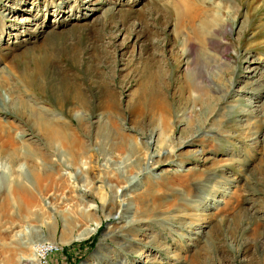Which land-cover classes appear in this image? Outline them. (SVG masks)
<instances>
[{
  "label": "rangeland",
  "instance_id": "374dc122",
  "mask_svg": "<svg viewBox=\"0 0 264 264\" xmlns=\"http://www.w3.org/2000/svg\"><path fill=\"white\" fill-rule=\"evenodd\" d=\"M135 1L0 0V109L6 105L21 113L0 112V123L7 124V134L2 130L0 133L12 137L21 152L30 147L37 149L36 163L21 161L14 169L22 180L30 182L41 201L40 208L24 218L14 216V206L4 209L0 245L8 240L6 244L17 250L0 256V264H243V260L247 262L244 264H264V224L247 223L244 214L251 206L247 202L248 165L257 169V179L264 183V127L259 132L260 121L264 126V92L240 93L234 99L227 96L222 100L264 74V65L257 67L254 62L264 60V0L202 1L200 6L205 10L228 21L215 38L209 36L202 45L193 40L189 29L180 32L178 38L175 21L164 13L146 17L148 32L142 36L143 30H137L129 40L114 26L93 38L77 32L75 36L81 39L62 42L52 54L51 72L60 68L74 86L87 90L84 98L90 92L97 93L102 102L95 103L91 110L67 98L61 101L58 93L22 84V74L34 70V56L42 52L36 50L25 56L23 49H15L18 42L35 41L38 28L46 29L60 19L85 23L100 17L101 27L107 11L125 5L133 8ZM162 1L157 0L156 5ZM47 7L50 10L45 13ZM188 32L193 38V43L188 39L191 46L185 42L190 38ZM130 33L128 30L127 35ZM150 34L157 40L159 63L150 62L169 70L164 76L174 75V81L171 87L166 85L159 91V99L133 105L142 96L138 81L128 72L141 68L138 41ZM4 47L12 52L4 53ZM86 47L93 50V58ZM207 63L209 70L205 69ZM209 72L213 76H208ZM189 77L193 87L207 93L188 89ZM112 95L115 104L107 101ZM231 105H238L240 113H235ZM49 122L67 129L77 141L76 148L88 151V159L73 164L63 147L49 148L42 135ZM193 133L198 137H191ZM108 134L115 143L124 138L125 147L112 154L104 151ZM189 138L194 142L184 144ZM169 151L178 156L175 163H166L172 159ZM136 152L147 157L145 161L150 165L160 159L165 164L146 171L145 161L137 162ZM12 168L8 160L0 161V205ZM31 173L43 177V183L48 182L51 188L40 193ZM194 175L210 176L205 188L189 186L188 180ZM130 187L125 200L124 190ZM254 193L256 197L264 196L262 192ZM192 196L195 201H191ZM126 203L128 213L124 212ZM207 205L215 210L205 209ZM256 207L264 218L263 203ZM107 208L117 211L110 213ZM211 213L207 222L217 231L221 229L226 249L237 253L236 247L254 246L258 241L263 249L253 259L248 254L238 255L225 263L214 253V259H207L201 249L206 235L199 229L202 222L196 220L200 219L198 215ZM139 216L147 223L133 228L124 238L113 236L122 227L132 228L131 220ZM10 226L16 227L11 235L6 232ZM89 231L93 233L88 238H80Z\"/></svg>",
  "mask_w": 264,
  "mask_h": 264
},
{
  "label": "bare ground",
  "instance_id": "6f19581e",
  "mask_svg": "<svg viewBox=\"0 0 264 264\" xmlns=\"http://www.w3.org/2000/svg\"><path fill=\"white\" fill-rule=\"evenodd\" d=\"M156 1L157 0H144V1L136 0L135 6L133 8L132 7L127 8L125 5V6H120L119 8L110 9L109 11H107L105 13L104 22H103L101 27H99V25L102 23V18L97 17V18L92 19V20H85V23H84V20H80V21L71 23V21L68 22L69 20L61 21V19H60L59 21L55 20L54 25L53 26L49 25V26H47L46 29L42 30L41 29L42 27L38 28V30L35 31L36 32V34H35L36 40L35 41L26 42V40H25V41L18 42V44H16L17 47L15 46V49L16 48L23 49V55H25V56L32 53L33 51H36V50L42 52L40 55L34 56V63H35L34 70L33 71L25 70V72L22 74V76H21L22 84L25 87H28L31 89H37V91H39V90L40 91L50 90L54 95H56L58 93L60 98H62L61 101L65 100L67 98L68 101L72 100V101L80 104L83 107V109L88 111V109H90V110L92 109V106H96L95 103L99 104L100 102H102L99 98H97V95H96L97 93L90 92L89 93L90 96L88 98H84L87 95L86 94L87 90L81 89L77 86H74L70 82L69 76L63 74L62 71L61 72L59 71L60 68H58V69L56 68V70L54 69L51 72L52 64L50 62V58H51L52 54L56 53V50L58 49L60 44H62V42L64 43V41H65L66 43H68V41L73 40L74 38L75 39H81V37L75 36V34L77 32L80 31L82 34H85L88 38H93V37H96L97 33H99L100 31H102L108 27L114 26V27L119 29V31H120L119 35H121V33L122 34L125 33L126 40H129L134 36V33L137 30H139V31L143 30L141 32L142 36H144L148 32L149 24L147 23L148 21L145 19L146 17L150 18L149 16H153L154 14L162 15L161 13H164L166 16H168V18L170 17L173 22L175 21V29H176V32L178 34V38L181 35L180 32H182V34H183L184 29H189V31L192 33V36L194 37V39L192 38L191 34L188 32L187 36H189L190 38L187 37L185 42L187 45L191 46L188 39L190 40V42L192 41L191 39H193L194 41L197 40L199 42V45H202L204 43V39L209 41V38H208L209 36L210 37L213 36L215 38L217 36V31L219 29H223L225 27V25L228 24V21H224L223 19L221 20L220 16H216L215 14L211 13L210 11L205 10L204 9L205 7L200 6L202 1H205V0H164V2L162 1V3H160V5H158V6L156 5V4H158V2H156ZM139 3H141L140 7H136ZM47 8L48 9L45 10V13H47L50 10L49 7H47ZM201 9H203V10L200 11ZM134 13H137V16H134ZM141 17H144V18H141ZM216 17H218L219 19ZM107 18H109V20H107ZM88 21H90V22L88 23ZM187 22H189L190 24L188 25ZM197 23L199 24L198 27H196ZM126 25H128V26L126 27ZM128 30H131V33L129 35H127ZM245 34H246L245 32L242 33V35L240 36L241 38L239 39L238 44L242 43V40H243V37L245 36ZM150 36H152V35L150 34L149 36L139 38L140 40L138 41L137 50H138V56H139L138 58L140 60L139 64H140L141 68L138 67L137 70L132 71V72H128L129 77H135V79L138 81V84L140 86L141 96H142V97H140V99L138 101L133 102V105L141 104V102H143V101H144V103L145 102L147 103V102L159 99L161 97V94L159 91H161L164 87H167V86L171 87L172 83L174 81V75L172 77V75L170 74V76H168L167 78L164 76V75H169L168 74L169 70H166L165 67L164 68L155 67L150 62V61L154 60V61H156V65L159 63L158 60L156 59L157 53L155 52L156 51L155 45L157 44V40H156V38L150 37ZM88 38H87V40H89ZM191 43H193V42H191ZM166 44H167V41H166ZM76 45H77V43H76ZM66 47H69V46H66ZM2 50L4 53L12 52V49L10 47H4V48H2ZM87 50H89L88 47L85 48V51H87ZM93 53H94L93 50L92 51L89 50V52H88V54L90 56ZM165 57H166V55H165ZM90 58H93V57L91 56ZM105 62L106 61H102V64H104ZM254 62L257 65V67L260 65H264V60H261V59H256ZM209 66H210V63H207L205 65V67H206L205 69L209 70V68H207ZM219 66H222V65H219ZM126 68L128 69L127 66H126ZM128 70H130V69H128ZM94 74H95V72H94ZM208 76H213V75L211 74V72H209ZM114 79L115 78L112 79V82L114 81ZM191 79H192V77H189L186 80V86L188 89L192 90L193 92L197 90L203 94L207 93V90L205 91V89L201 90V91H203V92H201L200 90L193 87L190 83ZM0 84H1V81H0ZM106 92H108V91H106ZM258 92H264V74L261 75V78L259 80H257V82L256 81L247 82V83H245L244 87L239 88L238 91L235 92L233 90V92H231V93L229 92L228 95L227 94L224 95L225 97L222 100L224 101L227 98V96H228V98H229V96H232L231 98L234 99V97L239 96L240 93H242V94L243 93H249V94L255 93V94H257ZM108 97H109L107 100L108 102L113 103V104L116 103V98L113 97V95L108 96ZM58 99H59V97H58ZM233 99H232V101H233ZM21 106L23 107V105H21ZM231 107H233L235 109V113H240V111L238 110V105H231ZM235 107H237V108H235ZM0 112L6 113V114L9 112L10 113L14 112L18 116L21 114L20 109L6 108V105H4V108L0 109ZM243 112H244V114H247L245 112V110H243ZM262 112H264V108L261 110V113ZM258 114H260V113H258ZM258 117H259V115H258ZM37 123H38V121L35 120V124H37ZM6 125H7L6 123L4 125H2L0 123V130L4 131V134H7L5 131ZM259 127L261 129L259 132H261L263 127H264L262 124V121H260ZM9 128H11V127H9ZM197 133H199V132H197ZM197 133H193L191 137H198V136H196ZM4 134H3V136H4L3 137L2 134L0 133V161L2 163L3 161L8 160L10 166L13 168H12L11 180H5V189H6L5 192H6V194H4V198H3L1 205H0V216H3L4 209L6 207H13L14 206V208H16L15 210H17V213L15 212L14 216H17V218H24L25 216L32 215L33 212L36 211L37 207L40 208L41 201H40L39 195L36 194L35 190H33L31 188V186L29 184L30 182L28 183L27 181L22 180L21 179L22 175L20 174L19 171L15 170L14 167H18L19 163L21 161H25L26 163L29 161H32L31 163H34V162L36 163V161H37L36 156L38 153H37V149L33 148V147L27 148V151L21 152L20 150H18L15 147L14 139L12 137H10L9 135L8 136L6 135L8 138V139L6 138L7 139L6 140L5 139L6 136ZM42 135H43V139L45 141V144L49 148H53L56 145H60L61 147H63L64 150L68 151L69 160L71 161V163L77 164L82 158L88 159V151L85 148H81V149L76 148L77 141L71 136V134L69 133V131L67 129L61 128L60 126L57 127L54 124L49 122L46 129L42 132ZM155 137L157 138V141H158L157 133H155ZM112 140L113 139L108 134L106 139H105V142H104V144L106 146L104 151H107V152L112 154V153H115L117 150L120 151V149L125 147V139L124 138L122 139L121 142H117V143H115V141H112ZM193 142H194V140H190V138H189V139L185 140L184 144H186V143L191 144ZM157 144H159V142ZM169 152L172 156V159H168V162H166V163H175L176 162L175 159L178 156L176 155V153H174V152L172 153V151H169ZM136 157H137V162L145 161V159H147V157L141 156L140 153H137ZM157 157H160V154H158ZM150 158L152 159V157H150ZM162 164H165L162 159H160L157 163L155 162L154 164H151V165L149 162L145 161V165L147 167L146 171L154 170V168L161 166ZM36 165H35V167H37ZM33 166H34V164H33ZM248 166H249L248 171L250 174L249 175L250 178H249V182H248L249 186L247 189L248 190L247 194H249V196H248L249 198L247 199V202H250L251 206L246 208L244 214L246 215V220L249 221L247 223L258 222V223L264 224V218L262 217V213L260 212L261 210L256 207L260 203H263V206H264V196L256 197L255 193H254V192H256V194H257V192H262L264 195V183L262 185L260 183V181L257 179V174L259 173V172L256 173L257 169L252 167V165H248ZM224 167H227V166H224ZM31 174L34 178L35 189H37L40 193H44L49 188H51V184H49L48 182L46 183V185L43 183V177L36 175V174H33V173H31ZM215 174H216V172L212 173L213 176H215ZM208 178L210 179V176H208V175L207 176H195L194 175V176L189 178L188 184H189V186H192L193 188L197 187V189H199L200 186L205 188L207 181L209 180ZM44 180H47V179H44ZM251 183H254L253 187L251 186ZM131 187H133V186H131ZM131 187L124 190L123 196H124L125 200H127V198H125V197H127L126 195H128V191L131 190ZM172 190H174V189H172ZM174 194L175 193H173V195ZM194 197H193V199H194ZM195 198L196 199L199 198L198 195H196ZM193 199H191V201L196 200V199H194V200ZM189 201H187V202H189ZM217 203H221V202L218 201ZM205 207H206L205 209L210 207L211 209L215 210V208L212 205H207ZM216 209H217V207H216ZM107 210H109L110 213L117 211L116 208L113 210L107 208ZM127 211H128V205L126 203L125 208H124V212H127ZM38 215H39V213L37 214V216ZM122 215H124V214H122ZM210 216H212V213L211 214H205V215H198L197 218H200V219L196 220V221L199 220L202 222L199 225V229L203 233H205V235H206V244H205V246L201 247V249H203L205 251V257L207 259H209V258L214 259V258H212L213 253H214V255L217 254V255L221 256L220 260L222 259L223 262H225V263H228L229 261H231L232 257L238 256V255L245 256L248 254L253 259L256 252L258 250H260L261 248L263 249V246L259 243V241L256 242L254 246L247 244L245 246L236 247L238 249L237 253L236 252L233 253L234 251L232 252L231 250L226 249V245H224L221 242L222 241L221 238L223 235L220 232L221 229H220V231H217L214 227H211L209 222H207V220ZM139 217H141V216H139ZM139 217H136V219L133 218V220H131V221H133L132 222V225H133L132 228L125 230V228L123 229V227H122V228H120L119 231L113 232V236L124 238L127 236L126 234L129 233V231L131 232V230L133 228H136L138 226L140 227L141 224L147 223L148 220L146 221L144 219V217L143 218L142 217L139 218ZM81 220L84 221L83 218H81ZM0 229H1L0 233L2 232L0 234V236H2L3 231H2L1 227H0ZM15 229H16V227L10 226V227L6 228V232L8 234L10 233V235H11V234H13V231ZM205 229H209V230H207V232H205V231H203ZM246 229H248V228H245L244 231H247ZM93 231H95V230H93ZM93 231H89L88 233L84 234L80 238H88L93 233ZM12 237L15 238L14 235ZM2 240L3 239L1 238L0 239L1 243H2ZM6 241H8V240H6ZM6 241L2 245H0V256H7V254L11 253L13 250H15L17 248L14 246L11 247V244L8 245V242L6 244ZM12 244H16V243H12ZM28 250H30V249H28ZM220 252L222 254H219ZM36 256H38V255L36 254ZM203 257H204V255H203ZM206 258H205V260H206ZM234 260H237V259H233V261ZM218 261H219V259H218ZM202 262H204V261L202 260ZM223 262H221V263H223ZM245 262L246 261L243 260V264Z\"/></svg>",
  "mask_w": 264,
  "mask_h": 264
}]
</instances>
